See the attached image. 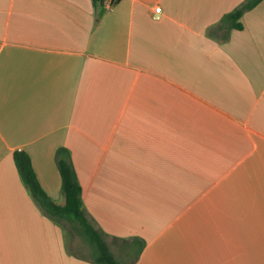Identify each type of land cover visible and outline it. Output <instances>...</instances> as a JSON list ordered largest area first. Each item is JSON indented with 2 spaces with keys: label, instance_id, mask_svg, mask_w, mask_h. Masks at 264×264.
Listing matches in <instances>:
<instances>
[{
  "label": "crops",
  "instance_id": "obj_1",
  "mask_svg": "<svg viewBox=\"0 0 264 264\" xmlns=\"http://www.w3.org/2000/svg\"><path fill=\"white\" fill-rule=\"evenodd\" d=\"M243 1L0 0V264H96L13 160L63 204L58 148L121 264H264V0L221 19Z\"/></svg>",
  "mask_w": 264,
  "mask_h": 264
},
{
  "label": "trees",
  "instance_id": "obj_2",
  "mask_svg": "<svg viewBox=\"0 0 264 264\" xmlns=\"http://www.w3.org/2000/svg\"><path fill=\"white\" fill-rule=\"evenodd\" d=\"M260 1L244 0L231 11L225 13L221 18L222 22L232 29H242L241 16L246 10L254 7ZM55 159L61 178L63 204L53 201L42 189L29 155L21 149L13 152V160L20 178L39 208L48 216L69 223L70 231H75L88 243L94 263L121 264L111 252L106 234L94 226L85 212L82 201V189L71 163L69 151L66 148H58L55 153Z\"/></svg>",
  "mask_w": 264,
  "mask_h": 264
},
{
  "label": "built area",
  "instance_id": "obj_3",
  "mask_svg": "<svg viewBox=\"0 0 264 264\" xmlns=\"http://www.w3.org/2000/svg\"><path fill=\"white\" fill-rule=\"evenodd\" d=\"M114 1H115V0H106L107 7H108V8H111L112 5L114 4ZM153 12H154L153 17H154V18H158V17H159L158 15H159L160 12H161V7H160V6H156V7H154Z\"/></svg>",
  "mask_w": 264,
  "mask_h": 264
}]
</instances>
